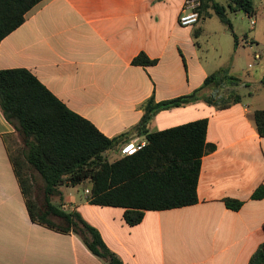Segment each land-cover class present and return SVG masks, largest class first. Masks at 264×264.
<instances>
[{
    "label": "crops",
    "instance_id": "0c3cea01",
    "mask_svg": "<svg viewBox=\"0 0 264 264\" xmlns=\"http://www.w3.org/2000/svg\"><path fill=\"white\" fill-rule=\"evenodd\" d=\"M185 2L42 0L1 42L0 71H30L108 138L129 132L125 144L146 142L137 127L151 98L162 103L188 96L221 70L239 79L206 89L191 104L163 109L147 126L151 133L208 119L207 142L216 149L202 157L196 205L147 211L140 224L130 226L125 209L93 205L89 189L61 191L63 209L95 227L123 264H249L264 245V198H253L264 185V137L254 119L255 111H264V66L249 64L253 73L241 72L239 40L228 63L203 55L202 23H178ZM244 39L248 46L257 43L255 37ZM141 53L157 63L134 65ZM215 94L242 99L220 110L206 100ZM14 135L0 109V264H104L74 233L33 223L9 154ZM120 149L112 151L115 157ZM226 200L243 205L232 210Z\"/></svg>",
    "mask_w": 264,
    "mask_h": 264
},
{
    "label": "trees",
    "instance_id": "16d2710c",
    "mask_svg": "<svg viewBox=\"0 0 264 264\" xmlns=\"http://www.w3.org/2000/svg\"><path fill=\"white\" fill-rule=\"evenodd\" d=\"M40 2L0 0V44L25 22L26 14ZM200 4L199 22L217 16L232 32L236 46L238 38L230 13L243 12L249 17L256 14L252 0H201ZM156 63L142 53L133 60L136 66ZM228 80L230 85H235L239 79L221 70L208 76L204 85L188 96L162 103H156L154 98L148 100L137 127L146 137L145 147L134 155L113 161L108 153L118 151L128 141L129 132L108 138L90 121L71 111L30 71H0V109L19 140L18 143L10 137L9 154L33 223L65 234L74 233L106 264H123L95 227L78 212L63 209L61 189L89 183L90 202L125 209L124 218L130 226L140 224L147 211L196 205L202 157L216 149L207 142L208 119L151 133L146 131L147 126L163 109L172 110L196 102L206 89L219 90ZM260 82L264 86V77ZM218 95L206 100L220 110L242 99L233 94L230 100H220L219 96L218 102ZM254 119L259 134L264 137V111H255ZM253 198H264V185L255 191ZM226 204L232 210L243 205L236 200H226ZM249 261V264H264V245Z\"/></svg>",
    "mask_w": 264,
    "mask_h": 264
},
{
    "label": "rangeland",
    "instance_id": "374dc122",
    "mask_svg": "<svg viewBox=\"0 0 264 264\" xmlns=\"http://www.w3.org/2000/svg\"><path fill=\"white\" fill-rule=\"evenodd\" d=\"M252 1L257 12V14L253 17V19L256 21V25H252L251 19L243 12H240L238 14L230 13V18L233 24L234 33L239 40L240 62L238 64V67L240 68L241 72L252 71L253 73V70L249 67V64L258 66V69H260L262 65L264 66V0ZM201 26L203 33L200 42L202 43L203 55L209 52L211 56L218 62H223V64L230 62L233 59V55L235 52V39L229 28L224 23H222L221 20L215 15L203 22ZM252 28H254V30H251ZM245 35H247L249 38H257V43L254 42L253 44H251V46H248L244 41ZM258 54L262 55L261 59L256 58V55ZM227 91L228 90L226 89L223 90L224 93ZM241 92H246V90L241 89ZM224 96L221 99H225ZM231 96L232 95H230V97ZM218 98L219 95L217 96V99ZM13 139L16 140V142L18 141L19 143L17 136H14ZM108 155L113 161L120 157L119 155L118 157H115L114 152H109ZM39 179L40 178L38 177L37 180L41 184V180ZM78 188L81 192L84 193L86 189L90 190L91 186L89 185V183H86L78 185ZM38 196L39 199H42L41 193H38ZM101 261L106 264L103 260Z\"/></svg>",
    "mask_w": 264,
    "mask_h": 264
},
{
    "label": "built area",
    "instance_id": "2783aa9c",
    "mask_svg": "<svg viewBox=\"0 0 264 264\" xmlns=\"http://www.w3.org/2000/svg\"><path fill=\"white\" fill-rule=\"evenodd\" d=\"M201 0H186L183 10L178 18V23L181 27L192 28L199 23L200 14L198 8ZM252 25H255V20H252ZM146 145V142H130L123 145L119 151L120 158L134 155L141 151ZM86 194L91 197V191L86 190Z\"/></svg>",
    "mask_w": 264,
    "mask_h": 264
}]
</instances>
